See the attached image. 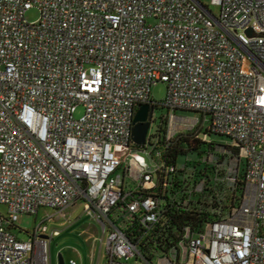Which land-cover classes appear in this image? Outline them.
I'll list each match as a JSON object with an SVG mask.
<instances>
[{"label":"built area","instance_id":"built-area-1","mask_svg":"<svg viewBox=\"0 0 264 264\" xmlns=\"http://www.w3.org/2000/svg\"><path fill=\"white\" fill-rule=\"evenodd\" d=\"M143 104L168 127L137 144ZM180 138L210 145L180 163ZM79 201L106 264H264V0H0V264H52L45 221Z\"/></svg>","mask_w":264,"mask_h":264},{"label":"rangeland","instance_id":"rangeland-1","mask_svg":"<svg viewBox=\"0 0 264 264\" xmlns=\"http://www.w3.org/2000/svg\"><path fill=\"white\" fill-rule=\"evenodd\" d=\"M207 4L210 0H201ZM213 11H218L217 6H211ZM25 17L28 21H36L40 17V11L33 7L29 9ZM167 93V87L165 83H158L152 86L151 96L152 99L158 103H161ZM85 108L83 105L78 106L75 116L78 118L84 114ZM167 114V108L163 106H157L154 111L152 125L150 131H155L161 122L164 115ZM177 115L184 117H199L200 113L189 110H180ZM173 129H184L182 126H178ZM212 139L225 142L228 139L224 136H212ZM200 155L197 153H188L182 155L179 158V162L183 163L186 158L196 159ZM146 159L150 161V158L146 156ZM244 167L241 163V171ZM9 209L6 204L0 202V214L7 216ZM51 209H41L37 214L34 213H21L16 222V226L12 229L20 239H28L31 233L35 230L37 225L46 219L49 214H53ZM45 225L48 227V232L51 233L53 229H59L60 235L55 236L51 244L52 264H59L60 255L63 256L65 264H106L107 261V246L106 238L107 234L103 232L102 225L95 219H93L84 210L82 201H79L76 205L69 207L66 210V214L55 217L54 219L45 221ZM131 258V261H134ZM73 261L75 263H73Z\"/></svg>","mask_w":264,"mask_h":264},{"label":"trees","instance_id":"trees-1","mask_svg":"<svg viewBox=\"0 0 264 264\" xmlns=\"http://www.w3.org/2000/svg\"><path fill=\"white\" fill-rule=\"evenodd\" d=\"M167 127H168V119L162 118L159 127L155 130V132H157L158 134L165 133L167 131ZM209 145L210 144L201 140L190 141L188 138H180L178 141L173 143L172 147L168 152V155H171L173 160H175L177 156L186 155L188 153H197L200 155L202 152H205L206 149L209 148ZM234 153L235 154L238 153L237 148L234 149ZM242 162L245 166V162L243 160L241 161V163ZM197 170L199 174L202 173V168L197 167ZM243 190H244V167L242 171L240 170L239 178L237 181L236 194L238 199L242 196Z\"/></svg>","mask_w":264,"mask_h":264},{"label":"water","instance_id":"water-1","mask_svg":"<svg viewBox=\"0 0 264 264\" xmlns=\"http://www.w3.org/2000/svg\"><path fill=\"white\" fill-rule=\"evenodd\" d=\"M250 31V30H249ZM154 107L149 104H143L135 113L133 118L132 139L137 144H144L147 134L151 128ZM46 237V235H45ZM59 264H65L64 258L60 255Z\"/></svg>","mask_w":264,"mask_h":264}]
</instances>
